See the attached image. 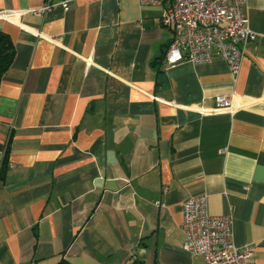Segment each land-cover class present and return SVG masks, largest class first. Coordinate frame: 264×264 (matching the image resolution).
Listing matches in <instances>:
<instances>
[{"label": "crops", "instance_id": "0c3cea01", "mask_svg": "<svg viewBox=\"0 0 264 264\" xmlns=\"http://www.w3.org/2000/svg\"><path fill=\"white\" fill-rule=\"evenodd\" d=\"M46 1L0 0L19 12L0 18L16 48L0 84V264H206L182 230L200 194L264 264V0L244 7L259 37L236 78L218 57L166 68L159 7L36 14ZM219 96L236 112H210Z\"/></svg>", "mask_w": 264, "mask_h": 264}, {"label": "built area", "instance_id": "2783aa9c", "mask_svg": "<svg viewBox=\"0 0 264 264\" xmlns=\"http://www.w3.org/2000/svg\"><path fill=\"white\" fill-rule=\"evenodd\" d=\"M139 1L142 6L161 8V24L172 31V40L163 56L166 68L182 63L205 64L218 57L228 63L236 78L245 58V46L256 42L259 37L250 28L244 12L247 0ZM52 9L68 12L70 1L47 0L35 13L45 14ZM17 15L19 12H0V18ZM216 100L217 107L210 112H236L233 96H219ZM201 112L207 110L201 109ZM163 192H167L166 188ZM208 198V194H200L183 204L185 252L203 257L206 264H256L250 263L255 252L252 245L239 248L234 243L232 216L211 215Z\"/></svg>", "mask_w": 264, "mask_h": 264}, {"label": "trees", "instance_id": "16d2710c", "mask_svg": "<svg viewBox=\"0 0 264 264\" xmlns=\"http://www.w3.org/2000/svg\"><path fill=\"white\" fill-rule=\"evenodd\" d=\"M16 57V48L9 34L0 30V84L11 69Z\"/></svg>", "mask_w": 264, "mask_h": 264}]
</instances>
